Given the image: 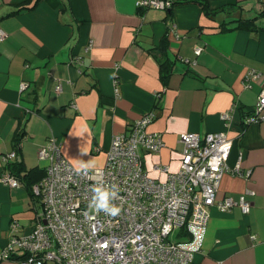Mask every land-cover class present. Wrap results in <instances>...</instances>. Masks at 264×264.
Wrapping results in <instances>:
<instances>
[{"label":"crops","instance_id":"0c3cea01","mask_svg":"<svg viewBox=\"0 0 264 264\" xmlns=\"http://www.w3.org/2000/svg\"><path fill=\"white\" fill-rule=\"evenodd\" d=\"M205 8L0 0V154L13 152L0 173L7 164L20 182L0 181V247L34 224L30 185L44 172L36 151L48 136L73 166L100 167L111 137L152 110L144 129L163 145L139 149L146 175L162 180L154 164L178 167L181 132L222 130L231 141L226 163L239 159L242 173L222 172L215 197L249 201L246 212L211 205L203 225L174 227L169 239L192 252L189 264H264V119H248L264 89V0H206ZM247 69L260 75L245 80Z\"/></svg>","mask_w":264,"mask_h":264},{"label":"built area","instance_id":"2783aa9c","mask_svg":"<svg viewBox=\"0 0 264 264\" xmlns=\"http://www.w3.org/2000/svg\"><path fill=\"white\" fill-rule=\"evenodd\" d=\"M176 1L134 0V4L165 9ZM3 35L0 28V39ZM198 51L195 46L194 52ZM258 75L257 70L247 69L242 76L248 80ZM25 85L24 81L19 83L20 88ZM59 88L58 83L55 89ZM152 118V110L139 115L128 131L126 128L111 137L102 166L80 171L81 167L73 166L62 155L54 136H48L36 151L44 172L30 185L39 212L26 233L7 238L0 247V259L20 252L16 264H189L192 252L169 239L172 228L203 225L211 205L226 210L236 204L242 212L248 210L249 201L243 194L235 200L215 197L222 172L242 173L239 159L231 168L226 163L231 141L222 130L202 136L181 132L178 167L170 171L165 165L154 164L165 172L164 179L146 175L139 149L155 152L163 145L158 132L144 129ZM248 119H264V89L258 91ZM12 155V151L3 152L0 159L8 161ZM0 181L9 187L20 183L7 164ZM96 187L116 192L110 203L120 209L118 214L96 209ZM17 225L12 221L13 229Z\"/></svg>","mask_w":264,"mask_h":264},{"label":"clouds","instance_id":"9594fccd","mask_svg":"<svg viewBox=\"0 0 264 264\" xmlns=\"http://www.w3.org/2000/svg\"><path fill=\"white\" fill-rule=\"evenodd\" d=\"M89 165L87 164H81V168L78 169L84 170L87 169ZM95 195L93 197V204L95 205L96 209L103 210L106 213H109L111 215H116L119 213L120 209L118 207L113 206L110 201L116 197L115 191H110L105 188L96 187L94 189Z\"/></svg>","mask_w":264,"mask_h":264},{"label":"trees","instance_id":"16d2710c","mask_svg":"<svg viewBox=\"0 0 264 264\" xmlns=\"http://www.w3.org/2000/svg\"><path fill=\"white\" fill-rule=\"evenodd\" d=\"M184 1H189V0H184ZM193 1H197L198 3H200L203 7H204V9H206L205 8V5H206V0H193ZM165 70H163V72H164ZM17 170V169H16ZM19 185H20V183H19ZM17 253H19V254H21L20 252H17Z\"/></svg>","mask_w":264,"mask_h":264},{"label":"rangeland","instance_id":"374dc122","mask_svg":"<svg viewBox=\"0 0 264 264\" xmlns=\"http://www.w3.org/2000/svg\"><path fill=\"white\" fill-rule=\"evenodd\" d=\"M45 264H52L51 262H45Z\"/></svg>","mask_w":264,"mask_h":264}]
</instances>
